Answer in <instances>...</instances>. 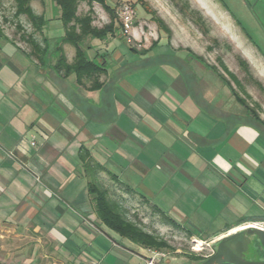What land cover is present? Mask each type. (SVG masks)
Here are the masks:
<instances>
[{"label":"crops","instance_id":"0c3cea01","mask_svg":"<svg viewBox=\"0 0 264 264\" xmlns=\"http://www.w3.org/2000/svg\"><path fill=\"white\" fill-rule=\"evenodd\" d=\"M42 36L45 65L0 39V264H103L113 252L84 149L132 213L155 208L219 240L264 232V133L221 106L229 87L207 64L155 60L177 51L128 62L121 47L92 46L91 58L112 61L90 91L54 70L57 38ZM63 50L71 63L74 48Z\"/></svg>","mask_w":264,"mask_h":264},{"label":"rangeland","instance_id":"374dc122","mask_svg":"<svg viewBox=\"0 0 264 264\" xmlns=\"http://www.w3.org/2000/svg\"><path fill=\"white\" fill-rule=\"evenodd\" d=\"M106 3L115 16V35L106 42L88 39L84 43L85 47H121L128 62L137 60L135 57L139 60L174 51L180 52L178 57H185L191 65L207 64L210 69H207L205 75L213 82H219V73L225 76L236 94L264 122V0H107ZM31 5L36 13L48 12L45 14L48 23L43 31L49 32L53 38L64 34L59 9L52 0H31ZM124 5H130L135 13L133 31L129 37L121 33V10ZM91 7L94 10L95 26L102 28L110 22L111 15L97 3L92 6L81 3L79 14L84 15ZM15 10L16 0H0V24L4 38L11 41L8 44L19 45L27 50L32 46L26 39L33 34L44 45L42 34L35 33L25 16L16 19ZM158 20L162 21L164 28ZM23 35L26 39L22 38ZM132 47L139 53L146 51V48L151 50L136 56ZM89 57H92L91 54ZM241 61L246 62L247 69L240 64ZM211 67H216L219 73ZM223 92L227 97L221 106L228 110L245 112L244 106L230 95L232 93L228 88L225 87ZM137 214L143 218V226L148 232L164 237L175 248L173 251L158 250L166 256L162 264H203L192 261V256L207 260L219 247L225 253L234 250L232 258L235 260L247 257L255 251L261 256L263 254L258 243L259 236L255 232H246L244 236L237 237H242L245 244L250 243L248 251L242 253L237 250L239 246L233 241L237 238L219 246V237L201 236L200 240L197 236L200 235L199 230L188 228L189 225L184 227L179 222L177 223L182 228L166 225L159 217H152L150 209H141ZM132 216L131 214L134 219ZM103 230L108 234L110 243L114 244L113 252L103 264H147L145 258L148 253L145 249L105 227ZM205 231L210 234L214 230ZM189 232L195 235L189 237Z\"/></svg>","mask_w":264,"mask_h":264},{"label":"trees","instance_id":"16d2710c","mask_svg":"<svg viewBox=\"0 0 264 264\" xmlns=\"http://www.w3.org/2000/svg\"><path fill=\"white\" fill-rule=\"evenodd\" d=\"M52 1L59 9V19L64 27L63 36L56 39L57 52L56 62L53 66L54 70L64 77L74 76L77 84L90 91L101 89L103 87V83L100 79L108 72V67L112 61L109 60V58H111L110 55L112 53L105 52L101 54L98 51L93 58H90L88 55V50L91 49L92 46L85 47L84 43L88 39L106 42L110 39V37H114L116 28L114 21L115 16L113 15L112 8L106 3L107 0ZM81 3H88L89 6H92L93 3L101 5L111 15L110 22L102 28L95 26L93 8L91 7L84 15H80L79 6ZM14 16L16 19L20 18L21 16H25L32 24L35 33H39L40 35L43 33V30L48 23V20H46L44 15L36 14L31 5V0H16V10ZM158 22L160 26L164 28L162 21L158 20ZM4 37V31L0 24V39ZM22 38L26 39V36L23 35ZM26 41H28V43L32 46V54L38 59V61L43 65L47 64L49 59L45 56L47 52L46 47H43L42 44H40L35 39L33 34L29 35ZM43 44L48 46V41L43 39ZM63 45H69L75 50V56L71 63H69L67 60L63 50ZM132 50L137 53V50ZM155 60L162 62H173L179 65L183 63V60L175 55H161ZM240 64L244 66L245 69L248 68L246 62L241 61ZM211 68L218 72L216 67ZM219 76L220 79L229 87L236 101L244 106V122L255 126L262 133H264V122H262L256 112L248 106L247 102L239 97L238 94H236V92L233 90L231 82L220 73ZM80 155L83 163L84 173L88 176L89 180L88 192L91 196L94 212L100 225L104 226L109 231H112L119 237L145 250H175V248L172 247L169 241L164 237L148 232L143 226V218H140L137 212L132 213L130 209L126 208L120 203L117 191L106 186L105 181L101 178V174L105 172L104 167L90 155V152L84 149ZM116 189L123 190L122 185L118 182ZM150 211L152 217H159L164 224L181 228L177 226L173 220L168 218L165 214L158 212V210L155 208H150ZM131 214L133 215L132 217L134 219L131 218ZM246 232H255L259 236L258 239L262 251L261 254L263 253L262 256L255 251L253 253H249L247 257L235 260L232 258L234 255V250H230V252L225 253L224 249L219 247L216 249L217 251H215L213 255L206 258L207 260L197 256H192L191 260L198 263L203 262V264H264L263 231L247 229L243 232L223 238L218 242L219 246L225 242L236 239L240 235L244 236V233ZM188 234L189 237H193L195 235L193 232H189ZM197 236L200 240H202L201 236ZM233 241L239 246L237 250H240L242 253L248 251L250 243L245 244V241L242 239V237L237 238L236 241ZM236 245L235 248L237 247Z\"/></svg>","mask_w":264,"mask_h":264},{"label":"built area","instance_id":"2783aa9c","mask_svg":"<svg viewBox=\"0 0 264 264\" xmlns=\"http://www.w3.org/2000/svg\"><path fill=\"white\" fill-rule=\"evenodd\" d=\"M134 10L130 5H124L121 10V33L125 37L132 35L134 27ZM148 255L146 257L147 264H162L166 258L165 254L158 250H146Z\"/></svg>","mask_w":264,"mask_h":264},{"label":"bare ground","instance_id":"6f19581e","mask_svg":"<svg viewBox=\"0 0 264 264\" xmlns=\"http://www.w3.org/2000/svg\"><path fill=\"white\" fill-rule=\"evenodd\" d=\"M199 247V246H198Z\"/></svg>","mask_w":264,"mask_h":264},{"label":"water","instance_id":"95a60500","mask_svg":"<svg viewBox=\"0 0 264 264\" xmlns=\"http://www.w3.org/2000/svg\"><path fill=\"white\" fill-rule=\"evenodd\" d=\"M146 259V258H145Z\"/></svg>","mask_w":264,"mask_h":264}]
</instances>
